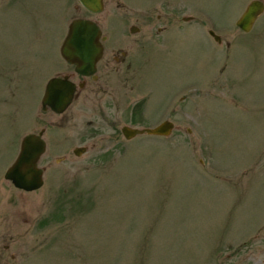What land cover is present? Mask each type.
<instances>
[{
	"label": "rangeland",
	"instance_id": "1",
	"mask_svg": "<svg viewBox=\"0 0 264 264\" xmlns=\"http://www.w3.org/2000/svg\"><path fill=\"white\" fill-rule=\"evenodd\" d=\"M192 1L179 48L139 92L112 80L54 115L34 92L66 70L68 23L111 19L78 0H0V264H264V24L238 36L244 0ZM165 119L169 136L121 133ZM42 128L44 184L20 190L5 172Z\"/></svg>",
	"mask_w": 264,
	"mask_h": 264
},
{
	"label": "flooded vegetation",
	"instance_id": "2",
	"mask_svg": "<svg viewBox=\"0 0 264 264\" xmlns=\"http://www.w3.org/2000/svg\"><path fill=\"white\" fill-rule=\"evenodd\" d=\"M126 1H128V4L119 0H104V9L102 12L97 14L89 12L92 15L107 12L105 13L106 18L111 19L107 26L102 21L98 19L95 20L101 29L100 41L102 43V54L92 74H81L77 72L75 66L62 57L60 47L63 40L66 38L68 32L67 26V32L62 37V43L60 45L58 44L59 54L65 62L66 70L64 69L65 71L63 73L61 71H56L49 78H46L47 80H45L42 89L41 82H39L38 89L34 92V95L39 96L42 94V96H44L46 85L50 78L61 77L74 84V98L64 113L57 114L50 106L42 109L41 105V110L43 112L63 115L73 109V106L78 103L80 99L86 101L90 95L99 93L100 90L104 88V84L109 86L112 80L117 82L119 88L125 90L127 95L139 92V87L136 88L137 83L144 76H146L147 79L150 71H153L154 67H159V64H162L166 56H172L174 54L173 51L179 48L187 27L181 26L180 22H188L194 19V15L185 16L183 14V6L188 4L192 9L198 12L200 11V4L192 0ZM253 1L261 2L264 6V0H248L247 3L244 0L242 5L244 7L246 4V6L240 15L246 11L249 4ZM69 4H71V2ZM65 8L69 15L68 10L72 9L67 8V6ZM65 8L64 10H66ZM114 20L119 22L118 27H111V22ZM263 24L264 10L256 17L249 30L238 28L241 31L238 36L245 37L246 35L252 34L255 30L258 31ZM208 35L216 43L220 45L224 43L223 37L215 30L209 29ZM231 54L230 51L227 54L229 63H231ZM3 104L8 105L7 101L1 98L0 105ZM120 105V101H117L115 104L119 112L121 109ZM138 107H141V105L134 108V113ZM128 115L132 116L131 112H128ZM130 120L131 121L128 122L132 123L134 119L131 118ZM42 129L44 131V137L46 128ZM45 140L48 145V140Z\"/></svg>",
	"mask_w": 264,
	"mask_h": 264
},
{
	"label": "water",
	"instance_id": "3",
	"mask_svg": "<svg viewBox=\"0 0 264 264\" xmlns=\"http://www.w3.org/2000/svg\"><path fill=\"white\" fill-rule=\"evenodd\" d=\"M79 1L92 12H100L103 9V0ZM263 10L264 6L261 2L253 1L238 20L237 25L244 30H249L253 21ZM100 34L99 26L92 20L78 18L71 22L61 52L66 60L76 65L78 72L92 74L95 71L96 62L102 52V45L99 41ZM74 91L73 83L60 78L51 79L42 100L43 108L50 106L57 113L63 112L71 103ZM173 129L174 123L165 120L153 128L124 126L122 132L126 138L131 139L140 134L168 136ZM45 149L46 144L41 135H26L22 140L20 153L6 171L5 178L11 180L17 188L26 191L40 188L44 180L43 170L38 166V161ZM84 151V148H77L75 153L80 155Z\"/></svg>",
	"mask_w": 264,
	"mask_h": 264
}]
</instances>
